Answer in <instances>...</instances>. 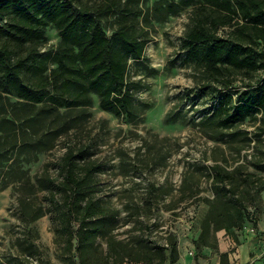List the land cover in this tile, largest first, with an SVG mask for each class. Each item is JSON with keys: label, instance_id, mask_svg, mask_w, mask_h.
Masks as SVG:
<instances>
[{"label": "rangeland", "instance_id": "374dc122", "mask_svg": "<svg viewBox=\"0 0 264 264\" xmlns=\"http://www.w3.org/2000/svg\"><path fill=\"white\" fill-rule=\"evenodd\" d=\"M6 1L0 0V46L7 44L10 63L25 59L18 79L33 97L20 96L15 83L0 78V264H77L74 247L65 251L66 238L57 231L68 151L80 175L91 167L90 186L77 200L91 195L106 207L108 233L97 235L98 252L113 236L134 251L124 256L127 264H148L139 258L143 252L160 264L161 248L162 264L182 263L184 254L237 264V244L264 235L258 226L264 212V110L224 121L242 91H263L254 89L264 68L224 60L212 72L202 52L186 58L183 43L199 22H215L216 33L233 42L254 43L253 28L235 12L236 0H229L230 8L221 0H58L87 14L107 37L122 28L142 43L139 58L127 57L130 102L118 114L100 106L83 72L55 74L63 47L55 16L42 11L48 21L42 36L21 45L12 34L23 6ZM115 41L122 50L123 42ZM256 44L260 50L262 43ZM217 168L229 178H218ZM19 197L40 215H21ZM237 209L257 219L253 231L251 221L236 218ZM220 210L226 215L218 218ZM225 246L227 256L220 258Z\"/></svg>", "mask_w": 264, "mask_h": 264}, {"label": "trees", "instance_id": "16d2710c", "mask_svg": "<svg viewBox=\"0 0 264 264\" xmlns=\"http://www.w3.org/2000/svg\"><path fill=\"white\" fill-rule=\"evenodd\" d=\"M221 2L230 8L229 0H221ZM5 3L11 6H23L14 24L16 34H12V37L16 38L21 45L42 36L41 27L48 24L46 16L40 14L42 11L50 17L55 16V24L61 34L63 45L57 54L58 67L55 74L68 76L73 73L72 70L83 72L84 77L87 78V88L98 93L101 107L112 109L117 114L128 108L130 94L125 81L126 61L128 56L139 58L142 55V43L122 28L113 32V37H107L103 28L89 23L87 14L73 13L65 3L58 2V0H7ZM26 3L29 4L26 5ZM33 6L36 8L30 11ZM235 6V12L253 28L254 43L233 42L216 33L215 22L209 25L199 22L186 34L183 41L186 47V58L196 59L199 52H202L212 72H219V63L224 60L236 66L254 70L264 68V0H236ZM67 39L71 41L68 44L65 43ZM115 39L123 42L122 50L117 46ZM258 40L262 43L260 50L255 48ZM11 54L7 44L2 43L0 69L3 72L0 78L7 85L11 82L15 83L20 96L32 98L33 95L28 86L21 85L18 79L20 71L25 67V59H17L14 63H10ZM256 55H259L262 60L256 62L253 58ZM68 78L71 79V77ZM254 90L263 91L256 96L250 95V91H242L231 114L225 118V124H232L253 110H264V79ZM76 97H80V94L77 93ZM226 97L228 100L231 99L229 94H226ZM73 157L71 151L63 156L65 177L61 189L64 194V204L56 211L59 223L57 231L66 238L64 250L72 253L74 247L78 259L77 264H122L124 256H133L134 251L120 244V241L115 240L113 236L107 237L105 255L104 252H98V247L95 245L97 235L108 233V227L104 222L107 216L106 207L91 195H87L83 202L77 200L79 195L85 197L84 192L90 186L88 178L91 174V167L85 168L86 173L80 175ZM92 168L95 169L94 166ZM216 176L226 179L230 175H224L217 168ZM18 201L21 215L31 220L40 215L27 199L19 197ZM217 215L219 218L225 216L226 212L220 210ZM235 215L240 221L244 218L251 221L252 227L257 224V219L252 218L248 211L237 209ZM224 227L229 229L230 225L227 224ZM203 236L202 230L200 238ZM163 249L161 248L158 252L161 255L160 264L165 261ZM170 250V261L173 262L177 259L175 243L170 245ZM226 256V252L220 254V258ZM139 258L144 259L148 264H153V255L150 253L143 252Z\"/></svg>", "mask_w": 264, "mask_h": 264}, {"label": "crops", "instance_id": "0c3cea01", "mask_svg": "<svg viewBox=\"0 0 264 264\" xmlns=\"http://www.w3.org/2000/svg\"><path fill=\"white\" fill-rule=\"evenodd\" d=\"M258 226L259 229L264 228V212L262 218L259 219ZM263 237L264 235L257 238L248 237L247 239H244L240 244H237L236 255L239 258L237 264H264ZM220 250L221 252L228 251V249H226V246L220 247ZM188 256L189 255L184 254L182 256V263L179 261L178 264H219L220 262L219 257L217 255L206 258L199 257L196 261H194V258H191L190 256V259L188 260Z\"/></svg>", "mask_w": 264, "mask_h": 264}, {"label": "built area", "instance_id": "2783aa9c", "mask_svg": "<svg viewBox=\"0 0 264 264\" xmlns=\"http://www.w3.org/2000/svg\"><path fill=\"white\" fill-rule=\"evenodd\" d=\"M250 230L253 231V227H250ZM123 264H127V262H124Z\"/></svg>", "mask_w": 264, "mask_h": 264}]
</instances>
